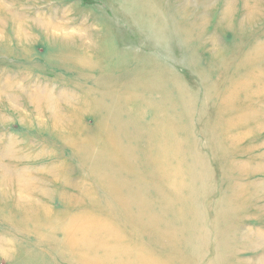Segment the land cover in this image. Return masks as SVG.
<instances>
[{
  "label": "rangeland",
  "instance_id": "obj_1",
  "mask_svg": "<svg viewBox=\"0 0 264 264\" xmlns=\"http://www.w3.org/2000/svg\"><path fill=\"white\" fill-rule=\"evenodd\" d=\"M96 125L133 131L141 240L110 218ZM83 224L85 252L55 243ZM97 253L264 264V0H0V264Z\"/></svg>",
  "mask_w": 264,
  "mask_h": 264
},
{
  "label": "bare ground",
  "instance_id": "obj_2",
  "mask_svg": "<svg viewBox=\"0 0 264 264\" xmlns=\"http://www.w3.org/2000/svg\"><path fill=\"white\" fill-rule=\"evenodd\" d=\"M108 47H111V46H108ZM262 49H263V47H262ZM101 54L102 53H100V55ZM101 78L103 79L104 77L103 76L102 77H98V79H101ZM234 92H235V90L234 91H231L232 95L234 94ZM232 95L230 96V98L232 97ZM97 102L100 103L99 105L102 107L103 101L99 100ZM95 107H96V105H95ZM126 115H129V114L127 113ZM97 116H100V117L102 116L98 120V122H99L98 125L106 124L107 121H112V120L115 121L116 120L113 115H109L107 112H105V114L102 113V112H98ZM98 125H96V126L99 127ZM126 127L127 126L122 125L121 126V129L124 130V128H126ZM99 128H100V130H102L104 132L103 133L104 142L103 141H100V143H101L100 145H101V147H103L101 150L106 151V149L104 148L103 145L105 143H111V146L117 152V154H113L114 157H105V158H101V160L104 161V164L108 167L107 169H112L113 170L114 169V166H115V168L120 169V171H122V173H123V174H120L118 172L116 173V171H115V174L112 175L110 177V179H105V180L102 181V183L105 182V184L107 186H109V184L110 185H113V190L109 189L110 194L114 192L113 193V196H111V198H109V202L110 203L107 202L106 205L108 207H109V205H111V206L116 205L117 206V208H116L117 213H116V217L113 216V215H111L110 218L112 220H114L115 224H117L119 226H120V224H122V226L123 227L125 226V228L128 227V229H129V233L128 234L129 235H133V237H139V239L141 240V233H139L138 235H135V231L140 230L138 190H137V188H134L135 190L133 189L132 191H128V192H121V191H119L120 190L119 187H121V185H120L121 178L122 177L124 178L126 176V174H125V171H124L123 168H119V167L116 166L117 163H118V165H120V163H121V162H117L118 160L122 161L123 158L125 160H127V158L130 157L128 154L130 153L131 148H132V145L134 144V140H133V142L131 140V138L133 137V131L132 132L130 131V133H123L122 131L111 129L108 132L106 130H103L102 127H99ZM77 137L80 138V136H77ZM80 141L81 140H79L78 142H80ZM93 142H95V141H93ZM79 147L82 148L83 146L82 147L79 146ZM125 150H126V154L123 155V153H124ZM165 152H167V150L166 149H163L162 152L159 153V154H162V153H165ZM104 153H105L106 156H107V154H111V153H107L106 154V152H104ZM122 155H123V157H122ZM98 164H101V163H98ZM63 165L64 164H59V165L57 164L56 165V167H57L56 170H58V168L59 167H62ZM103 169H104V165H103ZM93 172H94V168H93ZM18 173H19V176H17V180H20L19 182L21 183V185L24 184L26 186V184H25L26 183V179H28V177L26 176V170H25V172L24 171H19ZM56 175L58 177H61L62 178V175L63 174L60 173V171H58L56 173ZM56 175L54 174L55 177H56ZM132 179L133 178L130 177L129 182H131ZM33 180H35V182H36L35 184H37L36 185L37 188H40V186L38 184L39 179H33ZM63 180H65V178H63ZM134 184L137 185V183H134ZM240 187H241V189H245V187H242V186H240ZM46 193L49 195V192L48 191H46ZM90 204L92 205V203H90ZM30 210L34 213L33 215L39 214V211L38 210H35V208H31ZM58 213H59V211H58ZM101 213L103 214L104 212H101ZM33 215L31 214V216H33ZM81 215H85V213H82ZM42 217H45V216H42ZM42 217L41 218L39 217V218L40 219H44V220L46 219V218H42ZM35 218L38 219V217H35ZM119 219H120V222H119ZM92 220L93 221H98L96 219H92ZM116 221H118L119 223L116 222ZM121 221H124V222H121ZM136 221H138V224H136L137 223ZM96 224L103 225L100 221H98V223H96ZM80 226L82 227V229L79 227L77 229V233H75L74 235L73 234L72 235H69V236L68 235H64L63 241H59V242L58 241H55V243L57 242V243H59V245H62L63 242L66 241V242H68V245H71L72 246V249L73 250H81V251H84L85 252L87 250V246L81 247V246H77L76 244H78L80 242L82 243V241L84 239H87V238L88 239H91L92 236H90L91 233L88 232V230H85V232H84V228H85V225L84 224L83 225H80ZM90 226L91 227H96L97 225L91 224ZM78 237H81V239L78 240L77 239ZM119 238H120V236H119ZM116 241H119V240H116ZM98 248H96L95 250H98ZM115 248H120V246H116ZM129 249L130 248H128V250ZM115 251H116V249H114V254H115ZM82 255H84V254H82ZM138 257L140 258V256H138ZM83 259L88 260V262L90 264H91V262H92V264H126V260L124 258H122V257L117 258L116 261L114 260L113 262H109L106 259L103 260L104 258L101 257L99 253H97L95 255H92L91 254V256L89 255V258H83ZM135 264H143V258L142 259H137V261H136Z\"/></svg>",
  "mask_w": 264,
  "mask_h": 264
}]
</instances>
